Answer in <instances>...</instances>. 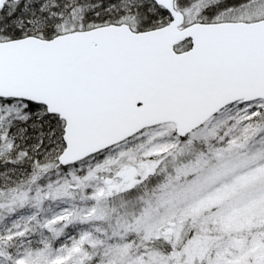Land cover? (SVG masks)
Masks as SVG:
<instances>
[{
	"label": "snow or ice",
	"instance_id": "snow-or-ice-1",
	"mask_svg": "<svg viewBox=\"0 0 264 264\" xmlns=\"http://www.w3.org/2000/svg\"><path fill=\"white\" fill-rule=\"evenodd\" d=\"M0 264H264V0H0Z\"/></svg>",
	"mask_w": 264,
	"mask_h": 264
}]
</instances>
